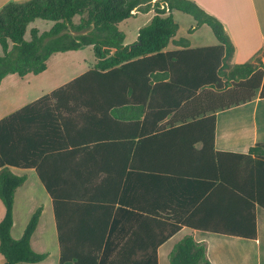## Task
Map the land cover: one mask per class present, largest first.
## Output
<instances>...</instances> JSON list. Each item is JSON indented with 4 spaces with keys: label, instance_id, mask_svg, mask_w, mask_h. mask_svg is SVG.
Segmentation results:
<instances>
[{
    "label": "trees",
    "instance_id": "1",
    "mask_svg": "<svg viewBox=\"0 0 264 264\" xmlns=\"http://www.w3.org/2000/svg\"><path fill=\"white\" fill-rule=\"evenodd\" d=\"M151 10V23L140 28L134 43L125 44L119 23ZM174 10L191 15L196 28L210 26L219 43L191 48L180 39L179 49L164 50L179 29ZM38 18L53 25L42 33L31 28L27 39L29 24ZM87 45L96 58L92 68L0 119V199L5 206L0 253L5 264L49 256L31 244L41 206L22 236L12 235L15 192L27 174L11 166L35 168L52 197L59 264H159V246L182 226L256 239V208H264V142L247 153L217 151L215 127L218 110L251 101L259 89L264 98V51L253 61L231 64L234 44L224 24L194 0L10 1L0 9V85L9 74H40L54 53ZM161 89L171 91L169 100L155 99ZM172 112H186L190 126L207 121L211 126L209 135L179 138L200 139L199 154L210 157L208 173H199V195L191 197L195 175L183 168L169 171L168 185L182 212L171 219L140 213L133 229L117 231L121 219L111 222L116 201L109 186L125 176L127 167H105L103 149L122 145L138 154L149 141L162 138L164 126L158 123ZM139 170L145 177L148 172L165 176L147 166ZM170 264H212L207 243L184 236L172 249Z\"/></svg>",
    "mask_w": 264,
    "mask_h": 264
},
{
    "label": "crops",
    "instance_id": "2",
    "mask_svg": "<svg viewBox=\"0 0 264 264\" xmlns=\"http://www.w3.org/2000/svg\"><path fill=\"white\" fill-rule=\"evenodd\" d=\"M10 1L19 0H0V9ZM194 1L207 12L216 16L224 24L234 44V53L230 59L231 64L253 61L255 55H259L264 51V0ZM181 12L179 10L173 11L174 19L179 24V29L173 40L164 50L179 49L180 46L177 44V41L180 39L189 41L191 48L216 45L219 43L216 37L206 38L208 39L206 42H194V34L207 24L196 28V20L181 15ZM154 14L155 12L151 10L143 15H148L153 18ZM188 29H192L193 32L184 34ZM138 33L139 30L136 35ZM95 63L96 60L89 64L85 70H82L81 73L61 81L56 87L61 86L92 68ZM141 86V88H145L146 85ZM1 89L2 83L0 85V94ZM48 92H40L32 96L28 102L14 106V108H8V110H6L8 104H1L0 101V119ZM259 94L260 89L257 90V95L251 101L216 112L215 149L217 151L247 153L250 147L256 142H264V98L260 97ZM170 96V90L161 89L156 93L155 99L167 101L171 98ZM142 97L140 96V98ZM186 116V112H172L164 116L163 120L158 123V126H164V129L160 133L162 138L152 139L146 146L142 147L138 154H135L134 151L130 152L129 147L122 145H110L103 149L101 162L105 167H114L118 171L124 169L125 166L127 167L125 176L122 179L116 178L115 183L109 186L110 191L113 190L111 193H114V200L116 201L114 210L111 212V222L116 216H119V219H121L120 223L116 225L115 230H128V227L133 229L134 220L137 219L140 213L147 216L171 219L175 215V212H182V207L177 206L168 185L167 180H171L172 178V176L166 174L170 173L169 171L183 168L184 171L195 175L194 194L191 197L196 198L199 195V173H208V167L211 164L210 157H204L199 154V150L203 147V142L200 139L179 138L181 136L188 137L187 135L189 137L199 136V138L202 135H209L211 126L209 121L206 124L202 122L199 125L190 126L189 124L193 120L191 117ZM143 117L141 116V120ZM202 118L203 116L200 115L198 119L200 120ZM134 130L136 129H132V132ZM140 166L157 169L156 171H165L163 172L165 176L163 179H159L156 176L159 175L157 174L159 172L154 175L148 172V175L145 177V174L139 170ZM10 168L15 173L27 174V180L15 192L13 236L15 238L22 236L32 214L41 206L43 208L42 214L39 218L37 228L32 235L31 242L39 232L53 233L54 231L57 238L56 242L59 245L57 219L53 200L43 185L36 169L18 168L14 166ZM22 191L25 192V195L34 197V203L32 206H29L23 224L19 228L18 233L15 234L18 217V198ZM191 197L190 199L192 200ZM140 206L146 207V210L140 212ZM118 207H121V209L119 210ZM4 215L5 206L0 199V221ZM256 215L258 228V237L256 239L182 226L159 246V264H170V253L172 249L176 243L189 234L193 235L197 241H205L207 243V256L212 264H264V208L257 206ZM196 219L199 224V213ZM111 226L107 228L108 231L112 230ZM48 257L36 263L21 262L19 264H46ZM59 257L60 249L58 260L56 259V262L53 264H59Z\"/></svg>",
    "mask_w": 264,
    "mask_h": 264
},
{
    "label": "rangeland",
    "instance_id": "3",
    "mask_svg": "<svg viewBox=\"0 0 264 264\" xmlns=\"http://www.w3.org/2000/svg\"><path fill=\"white\" fill-rule=\"evenodd\" d=\"M143 14L144 13H139V15L128 18L118 25L119 29L125 34V44L134 43L138 37V35H136L138 30L151 23L153 18ZM180 14L194 20L191 15L182 12ZM74 21L79 22L80 16H76ZM52 25V21L38 18L29 24L25 37L27 39L31 38L30 30L33 27H37L39 32L42 33L50 29ZM192 32L193 31L188 29L184 34ZM210 37H215L214 33L210 26L204 25L202 29L194 34V42H206V40H208L206 38ZM95 60L96 58L92 45L83 46L77 50L54 53L48 61L47 70L40 74L35 75L29 73L23 77L18 74L8 75L2 82L0 94L1 104L7 103L6 110H8V108H14V106L28 102L32 96L40 92H48L55 88L61 81L81 73L82 70H85L87 66ZM260 61L264 63V53L261 55ZM33 203L34 197H29L27 194L25 195L24 191L20 192L15 234L18 233L19 228L23 224L24 217L27 215L28 208L32 206ZM55 235L54 231L53 233L39 232L31 242L35 251L49 253L46 264H53L56 262V259L58 260L59 245L56 242L57 238ZM0 264H5V259L2 254H0Z\"/></svg>",
    "mask_w": 264,
    "mask_h": 264
}]
</instances>
